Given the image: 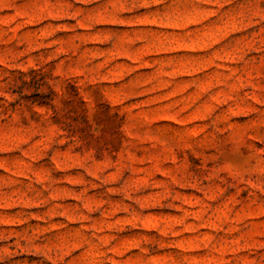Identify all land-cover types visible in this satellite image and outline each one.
Segmentation results:
<instances>
[{
  "label": "rangeland",
  "instance_id": "1",
  "mask_svg": "<svg viewBox=\"0 0 264 264\" xmlns=\"http://www.w3.org/2000/svg\"><path fill=\"white\" fill-rule=\"evenodd\" d=\"M0 264H264V0H0Z\"/></svg>",
  "mask_w": 264,
  "mask_h": 264
}]
</instances>
